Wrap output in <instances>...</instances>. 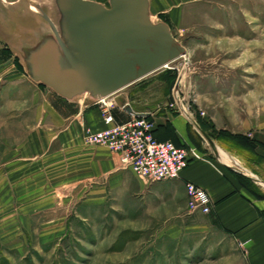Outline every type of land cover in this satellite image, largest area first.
<instances>
[{"label":"rangeland","instance_id":"1","mask_svg":"<svg viewBox=\"0 0 264 264\" xmlns=\"http://www.w3.org/2000/svg\"><path fill=\"white\" fill-rule=\"evenodd\" d=\"M16 1L0 0V7L11 9L9 2ZM93 1L108 7L106 0ZM43 2L48 10L49 0ZM179 2L161 17L185 55L113 94L115 110L127 102L138 113L163 116L161 103L171 96L176 113L187 112L190 129L204 139L264 145V0ZM17 86L24 98L17 97ZM17 86L0 82V158L13 157V143L23 136L14 124L27 123L35 101L40 106L45 93H53L39 85ZM67 103L71 115L98 109L87 98ZM54 197L49 211L0 197V264H239L232 244H217L209 235H151L140 213L129 218L118 204L73 201L67 208L60 204L61 189Z\"/></svg>","mask_w":264,"mask_h":264},{"label":"crops","instance_id":"2","mask_svg":"<svg viewBox=\"0 0 264 264\" xmlns=\"http://www.w3.org/2000/svg\"><path fill=\"white\" fill-rule=\"evenodd\" d=\"M22 1L9 2L11 9L0 7V82L12 86H37L25 75L4 40V36L16 40L28 38L32 28L41 22V18L25 1L26 5H22ZM37 1L47 13V4L43 0ZM179 1L150 0L154 21L167 23L161 15L174 9ZM18 88L15 87V93L22 98L25 95L17 91ZM45 94L47 101L40 106L35 101L27 123L14 124V129L21 131L23 136L13 143V157L0 158L4 169L0 172L2 200L13 196L21 208L49 211L57 203L54 192L59 188L65 197L60 204L67 208L73 201L79 205L118 204L129 218L141 214V226L147 234L209 235L212 240H218L215 241L217 244H232L237 263L264 264L262 143L213 140L208 136L206 140L194 126L190 129L191 118L176 113L177 110L165 106L164 101L161 108L166 113L163 116L152 113L154 138L186 147L197 159L189 162L179 179L144 185L130 170L121 166L117 155L85 143L86 130L97 133L107 128L99 109L87 107L71 115L67 110L69 101L50 91ZM123 105H127L125 110L118 108L113 113L116 122H125L131 113H138L130 103ZM187 183L208 193L210 214L188 211Z\"/></svg>","mask_w":264,"mask_h":264},{"label":"water","instance_id":"3","mask_svg":"<svg viewBox=\"0 0 264 264\" xmlns=\"http://www.w3.org/2000/svg\"><path fill=\"white\" fill-rule=\"evenodd\" d=\"M24 1L43 22L4 40L32 82L66 101L109 97L185 55L169 25L152 20L150 0H49L47 13Z\"/></svg>","mask_w":264,"mask_h":264},{"label":"built area","instance_id":"4","mask_svg":"<svg viewBox=\"0 0 264 264\" xmlns=\"http://www.w3.org/2000/svg\"><path fill=\"white\" fill-rule=\"evenodd\" d=\"M168 105L178 107L177 101ZM98 107L107 128L97 133L85 131L87 145L100 146L117 155L123 168L130 170L144 185L179 179L192 159H197L193 151L186 147H177L171 142H159L153 136L155 128L152 113H131L125 122H116L114 110L116 103L111 97L92 101ZM127 105L122 106L125 110ZM192 118L187 112H183ZM187 207L191 212L208 215L211 212V200L208 193L200 187L185 185Z\"/></svg>","mask_w":264,"mask_h":264},{"label":"bare ground","instance_id":"5","mask_svg":"<svg viewBox=\"0 0 264 264\" xmlns=\"http://www.w3.org/2000/svg\"><path fill=\"white\" fill-rule=\"evenodd\" d=\"M107 1H108V0H106V2H107ZM104 3H105V1H104ZM100 4H101V3H100ZM107 4H108V3H107ZM102 5H103V4H102ZM104 5H105V4H104ZM105 7H106V5H105ZM152 20L154 21L153 18H152ZM155 22H157V21H155ZM23 71H24V70H23ZM112 96H113V95L109 96L108 99L111 98Z\"/></svg>","mask_w":264,"mask_h":264}]
</instances>
